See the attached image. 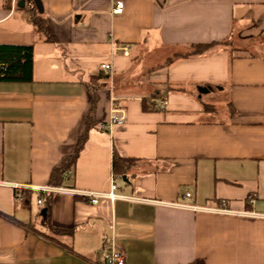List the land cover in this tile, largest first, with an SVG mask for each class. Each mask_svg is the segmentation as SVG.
<instances>
[{
    "label": "crops",
    "instance_id": "crops-1",
    "mask_svg": "<svg viewBox=\"0 0 264 264\" xmlns=\"http://www.w3.org/2000/svg\"><path fill=\"white\" fill-rule=\"evenodd\" d=\"M18 1L0 0V45H32L33 66L31 82H0V264H102L114 246L126 264H264V0H41L58 45ZM211 91L228 93L227 119L205 117ZM113 104L124 123L102 130ZM113 154L136 160L116 179L128 199L41 194L107 192Z\"/></svg>",
    "mask_w": 264,
    "mask_h": 264
},
{
    "label": "trees",
    "instance_id": "trees-1",
    "mask_svg": "<svg viewBox=\"0 0 264 264\" xmlns=\"http://www.w3.org/2000/svg\"><path fill=\"white\" fill-rule=\"evenodd\" d=\"M10 1V0H9ZM42 3V1H41ZM43 7V4H42ZM21 10L26 11L28 17L34 27V35L36 39L41 40L46 43L53 45H58V40L50 31L46 17L43 12L40 13L34 6L33 2H26ZM214 44H198L192 45L188 48L190 52L179 56L186 58L195 55H201L212 48ZM32 66H33V46H13V45H0V82H31L32 80ZM153 98H143L142 99V110L147 111H157L162 109H156L151 106L150 101ZM96 103V97L92 95L91 108L92 112ZM205 105L203 110H208ZM85 137L81 138L74 150V153L69 158L64 159L63 164L60 169L53 170L50 176L49 184L50 186H59L64 179V173L69 170L75 163L77 156L84 144ZM136 160L133 158H122L117 154H113L112 158V173L115 178L122 179L124 176L126 178L128 171L133 167ZM42 195L46 193H42ZM51 201L48 199L44 202V209L46 210V223H48V213L50 211ZM59 232L69 233L71 230H56Z\"/></svg>",
    "mask_w": 264,
    "mask_h": 264
},
{
    "label": "built area",
    "instance_id": "built-area-1",
    "mask_svg": "<svg viewBox=\"0 0 264 264\" xmlns=\"http://www.w3.org/2000/svg\"><path fill=\"white\" fill-rule=\"evenodd\" d=\"M123 10V2L118 1L116 2L114 8H113V13L115 14H120ZM124 55L128 54V48L124 49L123 52ZM102 69L104 70H109L110 66L107 64H104L101 66ZM166 99H157V100H151L150 104L152 107L156 109H164L166 107ZM125 117L122 113L121 110L118 109V107L113 104L111 107L110 111V117L109 121L106 124H102L100 128L102 130H110L113 125H121L124 123ZM70 174L65 173L64 178L67 179L69 178ZM116 179L115 177L110 178V188L107 192L104 193H99V192H76L71 189H67L65 187H45L41 188L40 192L42 193H68V194H73V193H79L80 195L84 196L89 200L90 204H97L99 199H108L110 201H114L118 198H123V199H128L129 197H125L122 195H119L116 193L117 191V184H116ZM186 197H189V194H186ZM252 199L251 196H248V200L250 201ZM38 204H41V200H38ZM181 206V205H180ZM186 207V206H184ZM210 211L214 212H227L226 210L223 209H210ZM101 261L102 264H126V257H125V252L122 248L120 247H111V248H105L102 247L101 249Z\"/></svg>",
    "mask_w": 264,
    "mask_h": 264
},
{
    "label": "rangeland",
    "instance_id": "rangeland-1",
    "mask_svg": "<svg viewBox=\"0 0 264 264\" xmlns=\"http://www.w3.org/2000/svg\"><path fill=\"white\" fill-rule=\"evenodd\" d=\"M166 60H164V63ZM151 92L154 91V89H150ZM161 92L158 93V95H163L165 96L167 91L165 90H160ZM160 97V96H159ZM200 97V95H199ZM229 96L228 93L223 92V93H218V92H207L205 94L201 95L200 102L202 104V107L205 105L208 110V115L205 116L209 119H214V120H225L227 119L228 115L232 112V109L229 104ZM117 184H123L122 179H119L117 181ZM32 205L34 206L35 203L32 202Z\"/></svg>",
    "mask_w": 264,
    "mask_h": 264
},
{
    "label": "water",
    "instance_id": "water-1",
    "mask_svg": "<svg viewBox=\"0 0 264 264\" xmlns=\"http://www.w3.org/2000/svg\"><path fill=\"white\" fill-rule=\"evenodd\" d=\"M30 1L33 2L34 6H35L36 9L38 10V12H40V13L43 12V7H42L41 0H19L18 3H17V7H19V8H23L24 5H25V3H26V2H30ZM204 91L206 92L207 89H204V90L199 91V92H204ZM122 180H123V181H126V178L123 176V177H122ZM41 216H42V218H44V217L46 216V210H45V209H43V210L41 211Z\"/></svg>",
    "mask_w": 264,
    "mask_h": 264
}]
</instances>
